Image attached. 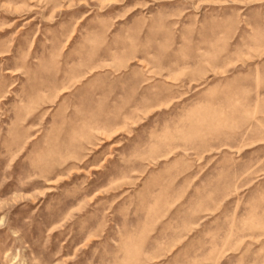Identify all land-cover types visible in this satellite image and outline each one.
Masks as SVG:
<instances>
[{"label": "rangeland", "instance_id": "374dc122", "mask_svg": "<svg viewBox=\"0 0 264 264\" xmlns=\"http://www.w3.org/2000/svg\"><path fill=\"white\" fill-rule=\"evenodd\" d=\"M0 264H264V0H0Z\"/></svg>", "mask_w": 264, "mask_h": 264}]
</instances>
